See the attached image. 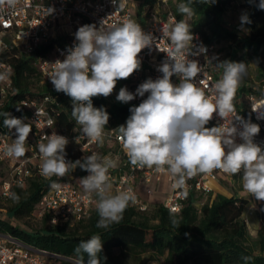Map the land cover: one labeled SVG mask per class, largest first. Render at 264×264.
Returning <instances> with one entry per match:
<instances>
[{
	"label": "clouds",
	"instance_id": "obj_1",
	"mask_svg": "<svg viewBox=\"0 0 264 264\" xmlns=\"http://www.w3.org/2000/svg\"><path fill=\"white\" fill-rule=\"evenodd\" d=\"M18 0H0V4L15 7ZM116 4V0H112ZM253 0H249L252 3ZM215 3V0H212ZM264 10V0L256 5ZM55 11L48 8L49 15ZM181 14L191 16L194 10L190 4L178 6ZM241 24L251 23L247 13L240 17ZM171 47L166 58L159 65L162 77L149 78L141 83L135 93L122 87L116 96L117 101L128 103L137 96L144 97L138 106L129 109L131 115L126 125L117 129L118 139L131 166L153 168L168 171L177 188H183L187 178L198 174H208L221 170L235 176L242 173V187L258 201H264V148L254 142L260 132V126L239 117L236 121L242 126L239 130L231 123L229 127H206L216 113L224 121L235 111L236 91L247 72L244 63L222 61L218 64L223 69L222 78L213 86V95H206L198 87L195 78L202 72L197 56L206 49L193 51L194 36L191 26L181 20L165 33ZM73 47H70L63 61L56 60L49 80L57 92H62L72 100L71 115L80 125L82 134L103 143L104 129L109 122V114L103 108L93 106L92 98H107L113 93L119 80L129 78L141 68L139 54L145 48H151L154 38L145 33L141 26L129 19L121 25L105 28L103 22L99 28L95 24H85L75 33ZM177 76L179 83L174 84L172 77ZM20 111V108H17ZM253 111H256L255 109ZM3 126L10 132L15 130V139L8 145L5 154L21 158L27 153L26 142L32 126L26 118L13 117L9 112H0ZM237 135L242 140L236 142ZM65 136L53 132L42 137L38 151L42 157L41 175L46 179L53 176L63 178L70 171L79 167L89 173L79 182L86 193H95L98 197L97 213L99 220L96 227L108 229L123 219L129 203L135 201L131 191L110 195L112 183L109 170L116 164L110 156L91 154L75 162L66 160ZM59 185L53 181L52 188ZM11 198L19 197L11 193ZM53 222H56L55 220ZM174 227L179 221L171 219ZM79 264H103L101 259L103 242L98 234L82 240L74 249ZM245 261L250 257H243Z\"/></svg>",
	"mask_w": 264,
	"mask_h": 264
},
{
	"label": "built area",
	"instance_id": "obj_2",
	"mask_svg": "<svg viewBox=\"0 0 264 264\" xmlns=\"http://www.w3.org/2000/svg\"><path fill=\"white\" fill-rule=\"evenodd\" d=\"M157 1L166 2L167 0ZM158 4L142 15L143 22L136 16L137 3L135 0H116V4H113L112 0H18L15 7H9L6 3L0 4V51L8 50L10 44L16 46L20 51L30 53L45 49V54L39 57L34 65L44 79L53 86L48 78L55 68L54 63L56 60L63 61L65 59L68 54L67 50L76 43L75 33L79 27L85 24H95L99 28L103 22L105 28H110L131 19L138 23L145 33H150L154 38L151 48H145L139 54L141 68L126 79L125 84L131 86V92L135 93L137 87L147 79L155 80L162 77V73L157 69L171 47V42L165 33L179 21L172 12L167 15L161 13ZM48 8H54L55 11L49 15ZM245 28L244 24L238 27L239 30ZM191 32L194 36L193 51L198 52L201 47L206 49L205 52L197 56L188 57L190 60H198L202 66V72L195 78V83L205 91L206 95L211 97L213 95L212 86L218 81L212 70L213 61L217 56V47L206 44L199 32L192 30ZM13 75V64L0 62V108H3L11 98L14 89ZM171 79L174 84L179 83L177 76L174 75ZM118 83L120 84L121 80ZM147 96L148 93H145L144 97L137 96L133 101L139 105ZM247 100L254 123L260 126V132L254 137V142L264 148V84L260 93L251 92L248 94ZM233 103L235 111L230 113L225 121L214 113L213 119L206 127L221 125L229 127L233 122L239 130L242 126L236 120L241 117V111L244 109L239 106L237 101L234 100ZM19 105L28 110L27 122L31 124L32 131L26 142L27 153L21 158L9 157L5 154L7 146L11 145L15 139V130L10 132L6 128L0 134V162L7 164L10 169L8 177L1 185L2 193L6 198L11 197L10 194L13 193L14 187H25L30 178L35 176L44 178L40 172L42 157L38 151V144L42 137L51 135L53 132L68 139L69 143L66 149L75 148L78 159L93 153L100 156V149L106 146L108 151L103 156H110L116 164L115 168L109 170L112 183L109 194L115 195L119 192L131 191L135 195V201L130 204L142 212L147 211L151 206L142 201L138 194L137 183L140 181L158 186L166 177L170 192L162 204L170 212L178 214L188 201L190 192L215 195L212 183H223L232 177L231 174H226L221 170H214L208 174H198L195 177L187 178L185 186L177 188L174 186L175 181L172 175L166 170L157 171L155 167L136 168L130 165L118 139L117 127L104 130L103 143H100L85 137L79 129L66 133L58 128L55 107L59 103L52 93L42 97L24 98L19 102ZM254 109L256 111H253ZM9 113L15 117L13 111ZM236 142H242L238 135ZM66 160L73 162L67 152ZM85 174V176L88 175L86 171ZM236 175H242V173ZM55 178V182L59 186L57 188L50 186L42 195L37 207L38 218L50 214L51 222L54 224L75 223L87 218L96 203V194L84 191L76 171L68 173L63 178ZM148 192L149 194L153 193L152 190ZM54 220L56 222H53ZM246 221L248 223L247 219ZM70 262L78 264L72 260ZM0 264L59 263L53 259L51 254L45 251L39 252L18 239L6 235L0 237Z\"/></svg>",
	"mask_w": 264,
	"mask_h": 264
},
{
	"label": "trees",
	"instance_id": "obj_3",
	"mask_svg": "<svg viewBox=\"0 0 264 264\" xmlns=\"http://www.w3.org/2000/svg\"><path fill=\"white\" fill-rule=\"evenodd\" d=\"M135 1L137 3L135 13L141 22L145 12L151 10L157 3L160 8L162 2ZM180 1L190 4L194 10L191 30L199 32L206 44L217 47L224 42L234 43L231 57L233 51H236L234 58L239 60L243 53L249 51L251 58L257 62L260 71L257 80L246 82V78L243 77L234 98L244 109L241 111V117L254 123L248 109L247 96L251 92L260 93L264 84V10L256 6L259 0H253L252 3L244 0L243 5L249 8L248 16L251 20V23L244 24L246 27L244 30L238 29L241 24L232 29L224 23V14L238 0H215V3H212V0ZM169 2L170 0L166 1V6ZM169 12L174 13L179 21H184L185 14H181L178 10L166 9L162 13L167 15ZM45 52V49L35 53L20 51L12 44L8 50L0 51V62H9L14 66V89L11 98L3 108H0V112L13 111L15 117L26 118L25 122L28 123L29 112L19 105V102L27 97H42L52 93L59 103L55 107L58 128L66 133L74 132L76 129L81 130L80 125L76 124L71 115V98L62 92L55 91L34 65V62ZM218 64L216 56L212 67L216 79L220 78L217 77L218 74L223 73V69ZM122 80L124 84L127 81ZM118 84L117 82L116 85ZM127 89L131 92V86ZM92 102L94 107H103L109 114V122L104 130L119 128L126 124L131 115L129 109L138 106L133 100L122 103L117 99L111 101L103 96L93 97ZM18 107L20 111H17ZM5 130L3 117L0 116V134ZM107 151L108 148L103 146L100 149V156L102 157ZM70 156L73 162L78 160V154H70ZM80 170L77 167L69 174L76 171L78 178L84 177L85 171L80 174ZM6 178L0 176V209L4 208L3 200L9 202V205L5 207L7 210L5 217H0V234L9 235L36 250L51 254L59 264H71L70 260L79 264V258L74 249L80 241L87 240L94 234L100 235L103 242L101 259L106 257L103 264H112L109 252L114 248L130 250L133 254L153 252L158 256H166V261L170 264H264V228L258 231L256 239L251 237L246 218L243 216L248 202L242 198L227 197L220 193L205 195L202 192L193 191L190 192L188 201L178 214L170 212L162 203L151 206L145 212L129 203L120 223L103 229L96 227L99 220L98 197H96V203L87 218L75 223L54 224L51 222V215L45 214L39 218L42 226L33 229L15 221L29 217L38 218L37 207L41 197L56 178L45 179L35 176L28 180L25 187H14L13 193L19 197L18 201L3 195L1 185ZM172 218L179 221V227L172 225ZM257 248L260 249V254H256ZM243 257L251 259L245 261ZM84 261L86 264V254Z\"/></svg>",
	"mask_w": 264,
	"mask_h": 264
},
{
	"label": "rangeland",
	"instance_id": "obj_4",
	"mask_svg": "<svg viewBox=\"0 0 264 264\" xmlns=\"http://www.w3.org/2000/svg\"><path fill=\"white\" fill-rule=\"evenodd\" d=\"M182 2L180 0H170L168 3V6H166V2H161L160 5V12H164L166 9L171 10H178L179 4ZM244 0H238L232 7L224 14V23L226 26L235 29L239 24H241L240 17L243 13H247L249 11V8L245 7L243 5ZM184 21L191 25L193 21V15L188 16L184 15ZM235 46L234 43L230 42H224L221 45H218L216 48L217 52V59L220 62L225 60H230L234 62L244 63L247 66V72L244 76L246 82H254L257 80V75L260 73L259 66L255 60L251 58V53L248 51L246 53H243L239 60H236L234 56H236V51H233L232 57L231 53L233 50V47ZM245 52V51H244ZM217 77L222 78V75L218 74ZM217 78V80H219ZM122 87H128L126 84H124V81L121 80V83L116 85L115 89L113 90V93L108 96L109 100L113 101L116 99V96L118 95L120 88ZM66 152L68 154L77 155V150L75 148H67ZM77 159V158H76ZM80 170V168H79ZM9 167L7 164L0 162V176H4L5 178L9 175ZM82 171V170H80ZM242 175H235L234 176V182L233 184H226L224 183L223 188L227 192H229V195L227 196H236V197H242L243 200H246L248 202L247 206L244 210V218H248L249 223L248 229L250 232V235L253 239L257 238L258 231L261 228H264V201H258L254 197H252L249 193H247L243 187H242ZM4 208L0 209V217H5L7 210L5 207L9 205L8 201L3 200L2 201ZM254 204V208L250 209V205ZM153 208V207H152ZM263 213V215H262ZM15 223H20L21 225H25L26 227H30L33 229L40 228L42 226V223L39 221V218L35 217H29L22 220H16ZM6 236L0 234V237ZM256 254H260V249H256ZM112 264H170L168 261H166V256H158L153 252H146V253H137L133 254L130 250H124L121 248H114L109 252Z\"/></svg>",
	"mask_w": 264,
	"mask_h": 264
},
{
	"label": "crops",
	"instance_id": "obj_5",
	"mask_svg": "<svg viewBox=\"0 0 264 264\" xmlns=\"http://www.w3.org/2000/svg\"><path fill=\"white\" fill-rule=\"evenodd\" d=\"M84 171H80V174H83ZM234 182V176L229 180L224 181L226 184H233ZM224 183H212L213 187L215 188V195L216 194H223L225 196L229 195V192L224 190L223 185ZM137 190L138 194L142 201L148 203L150 206L161 204L164 199L166 198L167 194L170 192V186L168 185L166 177L162 179V182L157 186L156 184H147L144 182H138L137 183ZM149 190H152L153 193L149 194ZM230 197V196H227ZM242 198V197H239ZM254 204L250 205V209L254 208ZM248 220V218H247ZM249 223V220H248Z\"/></svg>",
	"mask_w": 264,
	"mask_h": 264
},
{
	"label": "water",
	"instance_id": "obj_6",
	"mask_svg": "<svg viewBox=\"0 0 264 264\" xmlns=\"http://www.w3.org/2000/svg\"><path fill=\"white\" fill-rule=\"evenodd\" d=\"M39 252H42V251L39 250Z\"/></svg>",
	"mask_w": 264,
	"mask_h": 264
}]
</instances>
